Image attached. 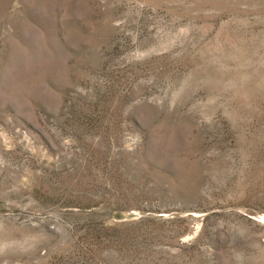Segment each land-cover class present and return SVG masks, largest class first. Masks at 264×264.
Listing matches in <instances>:
<instances>
[{
    "label": "rangeland",
    "instance_id": "obj_1",
    "mask_svg": "<svg viewBox=\"0 0 264 264\" xmlns=\"http://www.w3.org/2000/svg\"><path fill=\"white\" fill-rule=\"evenodd\" d=\"M0 264H264V0H0Z\"/></svg>",
    "mask_w": 264,
    "mask_h": 264
}]
</instances>
